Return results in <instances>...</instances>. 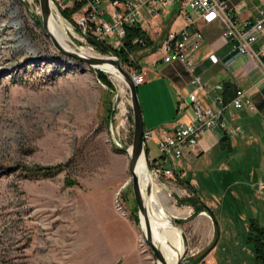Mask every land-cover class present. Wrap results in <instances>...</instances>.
I'll return each mask as SVG.
<instances>
[{
  "label": "rangeland",
  "instance_id": "1",
  "mask_svg": "<svg viewBox=\"0 0 264 264\" xmlns=\"http://www.w3.org/2000/svg\"><path fill=\"white\" fill-rule=\"evenodd\" d=\"M61 9L53 0L50 10L62 19L74 47L114 57L88 45L75 25L78 12L67 20ZM40 22L38 0H0V264H94L86 260L94 245L84 236L80 210L91 185L98 186L94 173L111 166L112 150L128 157L133 128L128 89L110 72L101 70L108 86L96 77L97 69L59 54ZM105 41L112 45L113 39ZM145 66L149 74L137 85L142 115L185 121L191 111H176L178 94L162 73L164 65ZM261 126L254 118L244 126L239 147L228 151L217 143L187 163L207 201L209 232L205 242L184 224L189 251L183 264L199 257L217 230L215 246L196 264H257L246 237L251 220L264 225ZM146 145L149 156L160 155L151 141ZM54 164L64 166L47 176L32 171ZM125 180L114 189L113 201L120 190L123 204L124 198L135 203L129 175Z\"/></svg>",
  "mask_w": 264,
  "mask_h": 264
},
{
  "label": "crops",
  "instance_id": "2",
  "mask_svg": "<svg viewBox=\"0 0 264 264\" xmlns=\"http://www.w3.org/2000/svg\"><path fill=\"white\" fill-rule=\"evenodd\" d=\"M107 1L103 0V5ZM220 1L225 2L233 10L239 26L245 20L251 21L261 18L260 10L264 11V0ZM162 3V0H143L140 3L137 24L153 41L156 50H153L154 48L141 49L132 53L130 57L141 66L140 74L144 79L149 74L148 69H146L147 66H145L147 63H151L153 67H157L159 63L164 65L162 73H165L172 83L175 93L178 94L179 102V97L190 90L188 82L191 76L181 63H164L161 60L158 42L165 33L182 28L186 22L183 11L180 9V0H175L174 4L170 5ZM197 26L202 33L203 40H201L199 50L195 53V73L201 77L200 79L212 84L220 83L224 86L225 83H230L234 88L239 87L240 90L242 89L247 93L250 102L253 104L252 110L247 108L233 110V117L229 115V111L223 115L224 123L227 124L228 128L236 126L243 128L242 133L232 137L228 135V141L231 142V149H233L232 145L234 148L239 147V140L246 133V128H244L246 123H252L254 118H257L261 121L262 126L264 124V71L255 60L237 54L232 40H224L221 37L224 27L222 23L214 21L210 24H204L198 21ZM263 42L264 35L252 44V48L256 50ZM260 59L264 62V56ZM197 93L205 106L213 107L202 91H197ZM224 94L226 95L225 91ZM226 99H229V96H226ZM176 111H179V106ZM143 115L144 128L145 124L148 126L145 130L156 129L160 126L171 127L176 120L170 122L155 120L152 119L150 112L145 113L144 111ZM188 116H193L192 111ZM220 132L218 128L205 130L198 141V145L190 152L185 153L173 168V178L161 177L151 181L152 195L157 204L160 205V210L173 221H182L179 226L183 228V232L186 229L185 223L192 225L193 231L198 233L205 242H207L209 232L208 210L195 212L193 204L183 203L179 200L188 198L196 201L199 199L201 202L204 201L205 205L207 204L197 188L196 181L189 177L186 167H188L187 163L193 161L198 154L208 152L215 144L219 143ZM226 133L228 134V132ZM150 141L156 146L153 140ZM145 148L146 159L148 161L156 159V157L148 155L149 148L147 145ZM109 159H111V166H105L103 171L94 173L93 181L97 182L98 186L91 185L92 190L88 192L86 199L82 200L81 223L87 227L84 230V236L87 238L89 246L94 245L92 254L90 253L86 260L92 261L94 264H155L149 248L140 240L136 204L124 198L123 209H125V214L114 209L112 195L118 184L122 185L129 175L127 171L128 160L124 154L115 150H112ZM186 182L189 187L185 185ZM125 188L123 192H125ZM185 231L189 235V229Z\"/></svg>",
  "mask_w": 264,
  "mask_h": 264
},
{
  "label": "built area",
  "instance_id": "3",
  "mask_svg": "<svg viewBox=\"0 0 264 264\" xmlns=\"http://www.w3.org/2000/svg\"><path fill=\"white\" fill-rule=\"evenodd\" d=\"M60 8H71L76 3H82L78 9V17L75 20L80 34L88 39L106 42V38H112V46L118 47L122 44L124 37V26L138 23L139 5L143 0H108L102 5V0H54ZM175 0H162V4H174ZM261 1V0H260ZM53 4V0H50ZM180 9L183 11L186 25L176 31H168L158 42L160 58L164 63H181L191 76L189 79L190 90L179 97V110L191 109L193 116L186 117L183 121L180 117L175 120L171 127L160 126L156 129L143 131V140L147 143L153 140L160 155L156 159L148 161L151 179L161 177L173 178L174 167L185 153L190 152L198 145V141L207 129L218 128L228 135L235 136L243 132V128L236 126L228 128L224 123V113L230 112L233 117L234 111L247 108L253 109L247 93L235 87L234 93L226 99L224 86L220 83L212 84L200 79L195 73V53L201 46L203 36L198 29L197 22L210 24L219 21L223 24L221 37L224 40L234 42L235 52L245 55L261 65L264 71V62L260 59L264 56V42L254 50V44L258 38L264 35V11L260 10L261 18L245 20L239 26L236 15L228 5L220 0H180ZM102 5V6H101ZM101 6V7H100ZM137 44L142 40L135 39ZM107 43V42H106ZM109 44V43H108ZM136 85L144 80L140 73L130 74ZM197 91H202L209 99L213 107L205 106L198 97ZM129 93V92H128ZM126 92V95H128ZM129 97V95H128ZM130 102V100L128 99ZM234 110V111H233ZM264 130V124H263ZM130 145L126 148L128 153ZM259 189L264 187V180L258 182ZM120 190L114 196V209L125 214Z\"/></svg>",
  "mask_w": 264,
  "mask_h": 264
},
{
  "label": "water",
  "instance_id": "4",
  "mask_svg": "<svg viewBox=\"0 0 264 264\" xmlns=\"http://www.w3.org/2000/svg\"><path fill=\"white\" fill-rule=\"evenodd\" d=\"M39 3V10H40V15H41V27L42 30L44 31L45 35L50 39L51 43L53 44V47L57 50L59 54L62 56H67L71 59H76V61L85 63L89 65L90 67H93L97 70L99 69L100 65L103 64H111L114 68V70H117V72L120 75V80L125 83L128 89V95H129V100H130V108L132 111V142L130 144V150L128 152V172H129V177H130V182H131V187H132V196L135 201L137 211H138V217H139V226H140V237L141 241L145 246L149 248L152 254V258L156 264L157 261L161 262V264H167L166 259L164 258V253L161 248V245L158 244L157 241H155L153 237V231H152V226H151V216H152V210L150 208L151 200H153V188H152V180L151 181H145V186H141V180L136 173V165L138 160L140 159L139 157H145V146L143 145L144 140H143V131L145 130L144 124H143V115H142V109L140 107V102L139 98L137 95V85L132 82L133 79L130 75V73L125 70L121 62L117 57L113 56H83L80 55L77 52H72L64 49L63 47H60L61 45L57 42V40L50 35L49 29H48V21L49 17L51 15V3L50 0H38ZM146 162V160H145ZM148 170V168L146 169ZM149 174V170H148ZM150 175V174H149ZM169 218V217H168ZM169 220L172 222L173 226L177 228L180 234L181 238V245H182V251L179 253L177 256V260L175 264H183L186 255L188 254L189 251V246H188V241H187V236L183 232V230L180 228L179 224L169 218ZM142 223H144V227L142 226ZM218 230H217V235L215 239L211 242L212 244L201 254L199 257L197 256L196 259L193 260V263L196 264L198 263L199 260L203 259L205 255L210 253V250L215 246L217 239H218ZM170 249L174 252H178L175 246L170 245Z\"/></svg>",
  "mask_w": 264,
  "mask_h": 264
},
{
  "label": "trees",
  "instance_id": "5",
  "mask_svg": "<svg viewBox=\"0 0 264 264\" xmlns=\"http://www.w3.org/2000/svg\"><path fill=\"white\" fill-rule=\"evenodd\" d=\"M82 3H76L73 5L71 8H63L60 11V14L63 18L69 20L71 16L76 13L81 7ZM71 22V21H69ZM124 37L122 38V44L118 47H113L112 45L104 42H98L93 40L92 38L88 37V45L92 46L94 49H96L98 52L101 54H111L114 55V57H117L119 61L121 62L122 65H126L127 67H131L134 69L135 73H140L141 72V66L138 65L137 61L132 59L130 57L132 53L145 49V48H154L153 50H156L155 47L153 46V41L150 39V37L147 35L145 31L141 29V27L138 24L134 25H125L124 26ZM135 39L137 40H142V44H137V42H133ZM96 77L102 82L105 83L106 85L110 86L111 83L108 80L107 76L105 73L99 70H95ZM226 96H231L234 93V86L230 83H225L224 84ZM220 140L218 141L221 145L222 149H226L228 151H231V142L229 140L228 134L220 130ZM146 151V148H145ZM64 165L62 164H57L53 166H37L34 169H32L35 174H43V175H49L50 173H53L59 169H61ZM31 171V169H28ZM67 186L71 185L72 182L66 181ZM187 187H189L188 183L186 182L185 184ZM180 202L187 203V204H193L195 206V212H198L200 210H208L209 209L203 205L204 203L201 202L199 199H196L194 201L193 199H180ZM175 222L181 223L180 220H176ZM216 226V225H215ZM218 229V228H217ZM215 229V230H217ZM248 232H247V237H246V242L250 245H252L253 250H254V255H255V260L257 264H264V225L258 224L254 220H251L249 223V226L247 227ZM217 235V233H216ZM215 235V237H216ZM214 237V239H215ZM193 260H191L190 264H194Z\"/></svg>",
  "mask_w": 264,
  "mask_h": 264
},
{
  "label": "bare ground",
  "instance_id": "6",
  "mask_svg": "<svg viewBox=\"0 0 264 264\" xmlns=\"http://www.w3.org/2000/svg\"><path fill=\"white\" fill-rule=\"evenodd\" d=\"M60 17H55L53 13L51 12V15L49 17L48 21V29L49 34L52 35L57 42L61 45L60 47H63L64 49L72 52H77L80 55L83 56H101L96 55L92 53L91 51L84 49V48H77L74 47V44L70 42L68 37L66 36L63 22ZM100 71H108L111 74H113L115 77L120 79V75L117 72V70H114L113 66L111 64H103L99 66ZM140 159L137 162L136 165V173L138 174L140 180H141V186H145V181H151V177L148 174L147 165L145 162V159L141 156ZM150 204V208L152 210V216H151V226H152V233L155 241L158 242L159 245H161V248L164 253V258L166 259L167 264H175L177 260V256L182 251V245L181 238L179 234V230L175 228L172 224V222L169 220L168 215H165L163 211H161L158 207V204L154 200V197L152 198ZM142 226L144 227V223H142ZM176 233L178 235H176ZM180 240L178 239V237ZM170 245H173L176 247L178 252H174L170 249ZM156 264H161V262L157 261Z\"/></svg>",
  "mask_w": 264,
  "mask_h": 264
}]
</instances>
